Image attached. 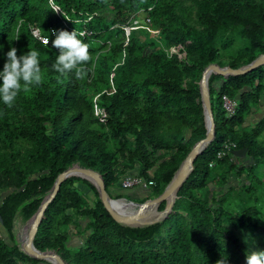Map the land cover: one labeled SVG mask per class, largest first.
Segmentation results:
<instances>
[{
  "label": "trees",
  "instance_id": "1",
  "mask_svg": "<svg viewBox=\"0 0 264 264\" xmlns=\"http://www.w3.org/2000/svg\"><path fill=\"white\" fill-rule=\"evenodd\" d=\"M142 13L156 36L143 27L126 34ZM171 46L184 56L169 54ZM262 53L264 0H0V264L40 262L14 242L16 213L30 218L73 164L98 171L111 197L130 199L111 191L132 173L159 195L205 136L204 68H237ZM208 88L215 135L166 216L120 224L91 182L70 176L34 246L67 264H264V200L253 185L264 175V113L248 123L264 108V65L227 78L211 73ZM223 95L237 101L231 116ZM225 142L235 147L218 158ZM239 148L243 157L232 153ZM232 172L247 182L222 187ZM213 180L222 189L206 195ZM231 196L247 200L229 210ZM72 225L83 231L76 246L68 245Z\"/></svg>",
  "mask_w": 264,
  "mask_h": 264
},
{
  "label": "water",
  "instance_id": "2",
  "mask_svg": "<svg viewBox=\"0 0 264 264\" xmlns=\"http://www.w3.org/2000/svg\"><path fill=\"white\" fill-rule=\"evenodd\" d=\"M260 65H264V53L257 55L248 64L242 65L237 68H232L229 65L220 66L217 63H210L204 68L199 81V88H200V98L204 113V121L206 126L205 136L199 139L198 141H196L192 145L186 157L182 160L177 170L173 174L171 180L159 195L154 196L150 199H146L141 203H137L134 202L133 200L127 199L128 201L134 204H138L139 207L134 213H123L116 211L114 205H112L111 202L118 200L120 198H112L109 195V193L105 189V184L102 175L98 171L92 168L82 167L78 164H73L57 175L49 193L45 195L37 211L31 216V218H33V222L27 234L28 247L26 249H21V248L20 249L30 257L39 260L41 259V260L50 261L48 258L53 256L56 259V262H52L53 264H67L65 260L60 256V254H58L57 252L53 250L41 251L37 249L34 246L33 241L46 207L53 200L55 194L57 193L60 187V184L70 176H79L91 182L95 186L98 192L99 199L101 200L104 208L109 212L112 218L120 224L128 225V226H142L155 222L160 218H162L163 216H166L168 212L171 210L174 199L176 197L177 189L181 186V184L185 181V179L189 175L190 171L193 169L195 158L204 150V148L208 145V143L211 140H213L215 135L214 116L212 112L209 88H208L209 75L211 73H215L222 75L223 78H227L229 75H238L248 72ZM245 151H246L245 148H239L234 150L232 153L235 156L243 157ZM90 178L93 181H91ZM168 198H171L170 201H168ZM161 201H166L164 209L161 210L157 216H155L152 219H149L148 218L149 208L152 207L157 208ZM1 223H2V218L0 216V224Z\"/></svg>",
  "mask_w": 264,
  "mask_h": 264
},
{
  "label": "rangeland",
  "instance_id": "3",
  "mask_svg": "<svg viewBox=\"0 0 264 264\" xmlns=\"http://www.w3.org/2000/svg\"><path fill=\"white\" fill-rule=\"evenodd\" d=\"M140 18H141V16H140ZM262 104H264V101L263 100H262ZM255 113H257V114H255ZM255 113L252 114V115H250L249 120H248V123L255 122L257 120V118L259 117L258 115L260 113H261V116H262V114L264 113L263 106H262V108L259 111L255 112ZM245 163H246V161H245ZM257 175H259V177L261 179V184H258V182L256 181V182L253 183V185H257V193H258V196L259 197H262L263 200H264V175L261 174V173H259ZM227 177H228V182L226 184H224V185L222 183H220L219 180H216V181L213 180V181H211L210 182V186L207 188V191L208 192L206 191V195L208 193H211V192H216V193L218 192L219 193V190L222 189L221 188L222 185H223L222 187L226 188L228 185L233 184L234 187L240 188L243 182H247V179H246L245 175L236 176L234 174V172L230 173ZM82 187L84 189H87L86 185H82ZM129 188H131V187H128V188H123L122 187L121 189H117L114 192L113 191H111V192L113 193L114 196L117 195V193H122V194L128 196L130 199H132L134 202H137V203H141V202L145 201L146 199L152 198V196H150V192H149V190L147 188L146 189H141L135 195L130 194V192H128ZM87 191L89 192V194L91 196H93L92 195V192L89 191V189H87ZM224 195H225V197L226 196L227 197L229 196L227 194H224ZM221 197H222V195L219 198H221ZM112 198H117V197H112ZM118 198L124 199L125 197H118ZM125 200H127V198ZM246 200H247L246 197L242 199V197L240 198L239 196H231V198H228L226 200V202H225L226 204L225 205L227 206V208L229 210H236V209L242 208ZM132 208H125V209L123 208V209L124 210H130ZM156 210H157L158 213L155 211V207H153V208H151L149 210V214H148L149 215L148 216L149 219L154 218L161 211V210L158 209V207L156 208ZM30 220H31V217L30 218H25L23 216V214L21 213L20 210L17 211L16 216H15V219H14V224H13V234H14V242L17 244V246L19 248H20L21 242H23V240H26L27 239V234H28ZM80 223H81V226H84L85 220L84 219L80 220ZM68 230L70 231V233L72 235H77L72 240V242H70V244L73 245V246H76V245L80 244L81 239L83 237V231H80L79 227L73 226V225L70 226L68 228ZM49 260L51 262L48 261V260H41L40 259L39 264H53L52 262H55L53 259H49Z\"/></svg>",
  "mask_w": 264,
  "mask_h": 264
},
{
  "label": "built area",
  "instance_id": "4",
  "mask_svg": "<svg viewBox=\"0 0 264 264\" xmlns=\"http://www.w3.org/2000/svg\"><path fill=\"white\" fill-rule=\"evenodd\" d=\"M52 7H54V9L58 12L60 11L58 9V7L54 6L52 4ZM141 16V18H140ZM139 19L143 20L145 23L144 24H139ZM150 19L147 15V13H142V14H138L137 15V18H134L133 22L134 24H136L135 26H126L125 27V31H126V34H128V31L130 28H137V27H143L145 28L152 36H156L158 33H159V30L158 29H155V28H151L148 23H149ZM34 35L39 37V33L38 31H33ZM41 38V37H39ZM168 53L169 54H179V55H182L184 56V53L180 52L179 51V48L177 46H171L167 49ZM222 104H223V107L226 111V113L228 115H233L234 112H235V109H236V106H237V101L236 99H233V98H230L228 97L227 95H223L222 96ZM96 114L97 113H101L102 111H100V109H98L96 107ZM235 147V144L234 143H231V142H225L223 144V148L217 152V157L220 158L222 156H224L227 152H230L231 149H233ZM210 165H212V163H210ZM153 183V181H146L144 180L142 177L132 173V174H127L125 175L122 180H121V186L123 188H128V187H134V186H139V187H142V188H147L148 185H151Z\"/></svg>",
  "mask_w": 264,
  "mask_h": 264
},
{
  "label": "bare ground",
  "instance_id": "5",
  "mask_svg": "<svg viewBox=\"0 0 264 264\" xmlns=\"http://www.w3.org/2000/svg\"><path fill=\"white\" fill-rule=\"evenodd\" d=\"M90 180L93 181L91 178H90ZM170 199L171 198H168V201H170ZM111 203H112V205H114L116 211L123 212V213H134L138 209V207H139L138 204H134V203H132L130 201H127L125 199H118V200L112 201ZM123 208L124 209L125 208H132V209H130V210H124ZM150 209L151 208H149V210ZM32 222H33V218H31V220H30L29 229H30V227L32 225ZM29 229H28V231H29ZM20 247L22 249H26L28 247L27 246V239L26 240H23V242H21ZM48 259H53L56 262V259L53 256L49 257Z\"/></svg>",
  "mask_w": 264,
  "mask_h": 264
},
{
  "label": "crops",
  "instance_id": "6",
  "mask_svg": "<svg viewBox=\"0 0 264 264\" xmlns=\"http://www.w3.org/2000/svg\"><path fill=\"white\" fill-rule=\"evenodd\" d=\"M255 114H257V113H255ZM259 117H261V113L258 115ZM141 189H146V188H142V187H139V186H134V187H131V188H129V190H128V192H130V194H133V195H135V194H137L138 193V191H140ZM77 235H70V238H69V240H68V245L70 244V242H72V240L76 237ZM71 245V244H70ZM71 246H73V245H71ZM38 264H39V262H38Z\"/></svg>",
  "mask_w": 264,
  "mask_h": 264
}]
</instances>
